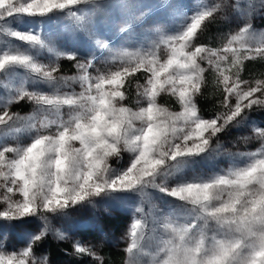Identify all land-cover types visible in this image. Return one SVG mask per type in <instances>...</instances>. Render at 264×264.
I'll list each match as a JSON object with an SVG mask.
<instances>
[{
    "label": "snow or ice",
    "instance_id": "1",
    "mask_svg": "<svg viewBox=\"0 0 264 264\" xmlns=\"http://www.w3.org/2000/svg\"><path fill=\"white\" fill-rule=\"evenodd\" d=\"M87 3L88 0H0V34L32 49L46 48L53 53L55 49L39 32L13 30L8 22L67 13L78 22L77 35L87 33L93 47L108 49L109 44L96 36L109 29L99 23L94 28L91 19L82 22L71 7ZM103 7L131 9L135 5L105 3ZM219 11L220 5L202 7L185 19L176 35L162 36L154 47L167 48L166 60L161 61L155 52H125L123 65L95 78L90 71L94 57L80 62L75 53L67 55V59L76 61L74 67L79 75L65 78L56 75L58 68L38 63L26 51L0 54V70L14 72L19 67L34 74L37 82L56 86L75 80L82 89L77 95L61 97L28 91L21 85L0 114V126L9 127L21 119L7 110L15 102L28 100L38 108L56 110L68 105L72 110L67 120L30 123L32 135L26 144H0V203L5 205L0 211L4 221L0 234L15 228L11 223L14 221L21 226L32 223L33 218L40 222V231L26 237L27 246L20 252L0 253V264H46V259L34 258V246L48 233L58 240L67 239L52 227L50 217H66L67 210L77 206L95 207L97 198L143 196L150 188L190 204L189 211L197 221L179 227L171 222L162 225L168 239L159 246L162 259L155 264H264V153L260 158H256L257 153L237 154L248 160L244 166L207 180L189 182L181 178L186 167L208 161L215 151L214 139L219 149L220 134L243 123L254 106L264 107V79L254 83L241 79L245 60L264 58V39L255 41L254 47L249 43L255 39L250 35V24L238 25L239 31L223 49L196 43L206 22ZM136 22L131 16L125 17L127 27L119 31L130 32ZM249 53L254 55L250 57ZM142 68L150 74L144 85L137 87L144 104L141 106L138 100L134 108L128 107L124 81ZM207 71L215 73L216 87L222 95L220 105L225 109L212 118H204L196 103L206 84ZM164 92L176 98L180 111H169L158 104L157 98ZM255 133L264 139V129L256 128ZM125 153L131 154L127 166L114 169L111 162L123 160ZM169 179L175 180L174 186H167ZM134 211L141 213L143 209L136 207ZM142 223L135 219L131 224L128 264H140L136 256L142 249ZM73 252L95 256L91 248L79 242L74 244Z\"/></svg>",
    "mask_w": 264,
    "mask_h": 264
},
{
    "label": "rangeland",
    "instance_id": "2",
    "mask_svg": "<svg viewBox=\"0 0 264 264\" xmlns=\"http://www.w3.org/2000/svg\"><path fill=\"white\" fill-rule=\"evenodd\" d=\"M105 3L132 4L135 7L131 9H105L103 7ZM214 5H220V11L212 21L206 22L207 26L199 35L207 42L202 45L208 48L223 49L227 40L239 31L238 25L243 27L247 24L251 25L250 35L255 38L249 40L253 47L255 41L264 39V27L259 26L264 19V0H88L87 4L71 7L82 18V22L91 19L94 28L99 23L109 29L103 35L97 33L96 36V39H101L109 44L108 49L100 50L93 47L87 33L77 35L76 26L78 22L76 20L67 13H56L43 19L28 17L21 22L9 21L7 25L13 30L26 31L32 29L39 32L55 49L53 53L47 52L46 48L32 49L24 42L0 34V54L3 51H26L33 54L38 63L45 64L49 68H58L56 75L65 78L79 75L74 66L63 65L64 60H69L67 55L75 53L80 62H86L94 57L90 71L95 78L98 74L115 71L123 65L127 59L122 55L125 52L139 55L155 52L161 61L166 60L167 48L164 46L154 47L162 36L176 35L182 29L187 17L202 7ZM128 16L137 19V22L130 32H120V28L127 27L124 19ZM236 46L238 47V45ZM55 52H63L65 55L58 57ZM248 55L251 57L254 53ZM230 59L229 54V65ZM261 59L264 58L256 56L254 59L247 60ZM247 60L244 61V67ZM70 61L76 63L74 60ZM204 66L207 67L206 62ZM232 71L234 72L235 69ZM139 72L143 74L142 77L138 78H145V80L140 79L136 82L135 94L133 98L129 99L131 105H128V94L125 93V105L128 107L134 108L138 100L141 106L144 104L137 95V87L143 86L150 74L145 72L143 68ZM206 74L212 76L215 81L214 72L207 71L205 77ZM241 79L254 83L257 79H264V75L258 77L252 75L244 79L241 72ZM21 85L28 91H38L49 96L59 95L61 97L77 95L82 90L80 84L75 80L69 81L67 84L61 82L52 86L42 81L37 82L34 79V74L19 67L14 72L0 70V114H2L5 104L12 97L14 91ZM162 96L169 97L171 94L169 92L161 93L157 98L159 105L167 107L169 111H180V107L178 110H174L168 105L162 104L160 102ZM15 103H26L30 110L28 112H11L10 107ZM15 103L8 105L7 110L10 113H17L21 119L12 122L9 127L0 126V144L10 147L29 142L32 135L30 123L59 122L61 119L67 120L72 114L68 105H63L59 110H56L46 106L38 108L34 102L28 100ZM256 128L264 129V107L254 106L247 113V119L243 123L238 126H230L224 133L220 134L219 149H216L217 141L214 139L212 147L215 151L210 155L208 161L193 167H186L182 170L181 178L189 182L200 179L207 180L213 175L224 174L235 167L244 166L248 160L237 154L251 155L257 153L256 158H260V154L264 153V139L256 137ZM51 130H55L54 125L51 126ZM130 158L131 154L125 153L123 160L111 162L112 167L116 170L126 167ZM166 184L168 187H172L175 185V180L169 179ZM94 203L95 207L85 205L83 207L77 206L76 209H68L66 217L58 219L50 217L52 227L63 232L67 239H55L53 233H48L46 237L50 235L56 241L69 242L72 246L79 242L82 246L91 248L95 253V256H90L87 253L79 255L74 252L71 253V258L77 264H101L102 258L98 254V250L103 244L123 247L126 250L131 242L129 232L135 219H140L143 222L140 229L143 235V239L140 241L142 249L136 258L140 264H155L157 259H162L159 246L168 239L162 225L171 222L179 227L197 222L194 214L189 211L190 204L180 202L152 188L147 189L143 196H117L116 198L108 196L97 198ZM4 207L5 205L0 203V211ZM136 207L142 208L143 211L136 213L134 211ZM120 215L124 216L119 218L122 222L121 225L106 226L105 217H118ZM3 223V218H0V224ZM11 223L16 225L15 228L0 234V253L8 255L13 252H20L27 246L26 237L29 234H38L40 231V222L36 218H33L32 223L22 226L19 222ZM194 234L198 235V231ZM205 234L212 235L211 232ZM46 237L34 246V258L46 259V264H72L69 258L57 261L50 259L47 254ZM129 259L130 254L126 251L125 264H128Z\"/></svg>",
    "mask_w": 264,
    "mask_h": 264
},
{
    "label": "trees",
    "instance_id": "3",
    "mask_svg": "<svg viewBox=\"0 0 264 264\" xmlns=\"http://www.w3.org/2000/svg\"><path fill=\"white\" fill-rule=\"evenodd\" d=\"M209 25V24H208ZM207 26V24H206ZM260 27H264V19L262 20V24ZM197 44H206L207 42L202 39L200 36L197 39ZM245 67L243 66L242 77L247 79L252 75L255 76H263L264 75V59L261 60H247ZM69 64L72 67L74 66V62L70 60H64L63 65ZM142 72H137L132 76H129L125 80L124 89L128 94V105L130 104V98H133L135 94V84L138 80L145 78H138L142 75ZM142 77V76H141ZM206 84L203 87V92L201 95L197 96L196 103L200 110V113L203 117L209 118L216 115L218 112H223L225 109L220 105V100L222 99V95L220 90L216 87V83L212 76L206 74ZM162 104L168 105L174 110H178L179 103L176 98L169 96H162L160 99ZM30 110L28 104L26 103H15L10 107L11 112H28ZM124 217L120 215L118 217H105L104 222L106 226H115L121 225L119 218ZM125 219V218H122ZM118 225V226H119ZM47 244V254L50 259L57 261L69 258L72 261V264H77L71 258V253H73V246L69 242L65 241H56L50 235L46 237ZM39 248V247H38ZM98 254L102 258L101 264H125L126 261V250L122 247L111 246L109 244H103L101 248L98 250Z\"/></svg>",
    "mask_w": 264,
    "mask_h": 264
}]
</instances>
